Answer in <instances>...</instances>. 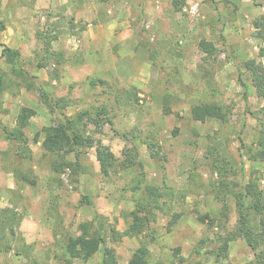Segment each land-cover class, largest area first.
Returning a JSON list of instances; mask_svg holds the SVG:
<instances>
[{
	"label": "rangeland",
	"instance_id": "374dc122",
	"mask_svg": "<svg viewBox=\"0 0 264 264\" xmlns=\"http://www.w3.org/2000/svg\"><path fill=\"white\" fill-rule=\"evenodd\" d=\"M184 1L183 9L176 11L173 0H59L55 8L37 7V0H0V20L7 25L5 32L0 31V74L17 79L2 50L7 45L4 39L13 43L21 34L25 39L17 49L18 65L30 72L34 82L32 89L13 83L3 93L7 112L0 114L2 122L14 127L23 106L34 108L37 114L26 129L33 138L61 117L60 110L50 106L54 98L64 97L70 102L68 115L91 108L97 122H87L86 134L110 146L119 159L109 176L103 175L94 146L82 158L89 172L76 183L65 168L57 175L58 184L41 135L38 143L31 142L33 158L24 161V168L31 167L36 177V183L29 185L19 182L13 172L14 156L7 154L12 144L0 128V209H15L21 217L13 237L10 227L1 223L11 212L0 214V236L6 231L0 247L12 245L9 251H0V264H24L31 257L43 264H64L71 259L67 239L81 233V222L100 215L107 227L125 230L146 184L164 191L168 185L175 197L161 199L162 207L153 209L143 235L113 241L111 232H106L120 264H127L143 242L150 250L146 264H254V250L245 239L231 241L227 252L222 248L238 228L233 190L244 188L255 172H264L249 151L264 122V99L244 65L252 58L264 65L260 55L264 0ZM16 21L21 33L13 30L18 28ZM54 35L57 38H49ZM45 36L51 40L48 48ZM202 39L215 44L214 56L200 50ZM93 79L96 86L90 84ZM211 100L229 110L228 122L192 118L195 104ZM125 134L136 142L140 153L136 158L143 168L122 165L123 151L132 146ZM138 136L156 142L154 158ZM137 183L140 189L134 191ZM176 211L182 215L169 231ZM206 213L215 219L213 225L198 219V214ZM22 236L33 245L30 258L15 252L23 246ZM177 246L186 258L183 263L174 254ZM101 259L98 251L89 260H71L100 264Z\"/></svg>",
	"mask_w": 264,
	"mask_h": 264
},
{
	"label": "trees",
	"instance_id": "16d2710c",
	"mask_svg": "<svg viewBox=\"0 0 264 264\" xmlns=\"http://www.w3.org/2000/svg\"><path fill=\"white\" fill-rule=\"evenodd\" d=\"M173 7L176 11L183 9L184 0H173ZM264 23V22H263ZM257 27H260L261 23L256 22ZM6 23L0 20V31L6 29ZM261 33V32H260ZM45 36V47L48 48L51 44V40H48ZM264 37V35H263ZM50 39H55L57 36H52ZM199 48L208 56H214L216 54V46L213 42L206 39H202L199 42ZM54 54V53H52ZM51 54V55H52ZM58 62L62 61L63 53L57 54ZM260 55L264 56V49L260 50ZM2 56L5 61L13 65V73L20 76V79L10 78L7 73L0 74V114L6 113L7 110L3 107L2 95L8 90L13 83L17 87L24 86L28 89H32L34 82L31 79V74L23 66H19L21 59V52L17 49H13L7 45H4L2 50ZM47 59V56H44ZM49 58V56H48ZM44 66V64H41ZM246 70L251 74L252 83L256 88V92L259 97L264 99V65L261 61H257L255 58L248 59L244 62ZM100 82L104 83V80L100 79ZM96 86L98 81L90 80V84ZM42 95L47 98V95L43 92ZM49 103V102H48ZM58 108L61 117H58L57 121L48 125H45L39 132L35 134L33 138H30L26 132V129L30 123L32 117L37 114V111L30 106H23L17 116L14 127H10L4 124L0 117V128L3 132L4 138L11 144V152L7 151V154H13L14 164L13 172L18 178L19 182H24L29 185L36 183V177L32 168H24V161L26 159L31 160L33 158V151L31 148V142L38 143L41 135L42 147L44 151L52 157L50 162V169L55 176L60 175L65 168H69L71 171L72 179L74 182H79V177L83 173H88L90 168L87 163L82 162L83 155L88 149L96 146V157L100 165V170L103 175L109 176L110 169L116 165L118 158L112 151L110 146L104 144L101 140L86 134L87 122H97V118L91 117V108L80 110L74 115H68L65 109L70 105L64 97L54 98L53 104L50 106L54 111V107ZM106 105H103L106 108ZM192 118L195 121L205 122L207 120H217L222 123L229 121V110L218 102L217 100L205 101L195 104L192 109ZM262 128L260 133L249 148L250 157L253 161L260 162L264 166V122H262ZM176 134V131H174ZM126 140H132L127 134L124 135ZM134 137V136H133ZM136 137V136H135ZM144 144H147L151 156L154 158L156 153L154 147L157 145L155 141L150 140L149 137L138 136L137 138ZM132 146L126 148L124 152V158L122 165L125 167L138 164L143 168L141 161H137L139 156L138 146L135 141H131ZM73 155V158L71 156ZM56 179V178H55ZM53 178H51V182ZM58 184H61L57 176ZM224 184L225 189H229L228 184L224 180L221 181ZM168 191L161 190L156 185L146 184L144 187L145 192L136 200L137 208L131 212V221L127 223V227L123 231H119L115 226L107 227L102 221L101 216L97 215L94 219L83 221L80 223L79 228L81 233L77 236H70L66 243V252L71 259L78 258L82 260H89L98 251H102V259L100 264H120L116 248L110 245L107 241L106 232H111V239L113 241H119L125 236H140L143 235L149 228L152 221L153 209L155 207H162L161 199L168 196L171 199L175 197L174 189L170 186H165ZM134 191L140 189L139 183L132 186ZM237 203L238 208V228L235 232H230L228 239L224 241L222 250L227 252L229 243L237 238H243L247 241L248 245L254 250L255 262L254 264H264V172L258 175L256 172L250 178L249 182L242 189L233 190L232 193ZM166 201V200H164ZM144 202V203H143ZM164 203V202H163ZM160 204V206H159ZM1 215L8 213L1 220L3 226H9V232L11 236L16 237L15 227L19 226L21 217L17 215L15 209L4 208L0 209ZM4 214V215H5ZM11 215V216H10ZM182 212H174L172 218L169 220L168 229H172L173 225L180 219ZM198 219L201 222H209L210 225L215 223V219L211 218L209 214H198ZM99 221V224L96 223ZM6 232V231H5ZM5 232H1L0 238L6 236ZM154 237V236H153ZM23 246L16 247V254L22 255L26 258L31 257L33 245L27 244L25 238L20 237ZM154 239V238H153ZM12 248L11 244H7L5 247H0V251H9ZM30 250V252H29ZM174 254L178 257V262L183 263L186 258L181 254V247L177 246L174 249ZM150 255V250L146 243H142L133 253L127 264H146ZM218 255H221L219 252ZM71 259H65L64 264H72ZM24 264H43L35 258L29 259Z\"/></svg>",
	"mask_w": 264,
	"mask_h": 264
},
{
	"label": "crops",
	"instance_id": "0c3cea01",
	"mask_svg": "<svg viewBox=\"0 0 264 264\" xmlns=\"http://www.w3.org/2000/svg\"><path fill=\"white\" fill-rule=\"evenodd\" d=\"M61 2H63V3H66V2H68V0H60ZM58 4H59V0H37V4H36V6L37 7H42V8H48V7H51L52 6V8H55V7H57L58 6ZM14 23V25H17L18 26V24H20V22L19 21H16V22H13ZM14 27V29L13 30H15L16 32H18L19 30H20V27L18 26V28L17 27H15V26H13ZM11 28V27H10ZM6 31V30H5ZM5 31H3V32H5ZM2 32V33H3ZM2 33H0V35L2 34ZM20 33H21V30H20ZM3 35V34H2ZM2 37V36H1ZM2 38H4V37H2ZM7 38V37H6ZM24 39H25V36H22L21 34H20V36H18V40H15V38H14V44L11 42V38H9V39H4V41L7 43V45L9 46V47H11V48H14V49H19L20 48V46L22 45V41H24ZM264 57V56H263ZM68 114H71V113H68ZM84 184V181L82 180V182H81V185H83ZM87 205H91V201L89 202V204H87ZM98 210H102L101 208H99V206H98ZM131 256L132 255H130V257L126 260V262H128V260L131 258Z\"/></svg>",
	"mask_w": 264,
	"mask_h": 264
}]
</instances>
